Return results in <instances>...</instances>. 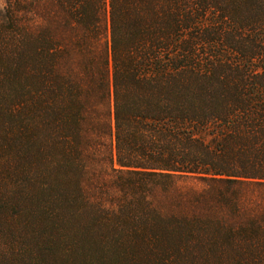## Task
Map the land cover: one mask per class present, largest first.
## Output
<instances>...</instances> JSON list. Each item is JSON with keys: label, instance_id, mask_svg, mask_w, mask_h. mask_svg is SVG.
Returning a JSON list of instances; mask_svg holds the SVG:
<instances>
[{"label": "trees", "instance_id": "1", "mask_svg": "<svg viewBox=\"0 0 264 264\" xmlns=\"http://www.w3.org/2000/svg\"><path fill=\"white\" fill-rule=\"evenodd\" d=\"M0 264H264V0H0Z\"/></svg>", "mask_w": 264, "mask_h": 264}, {"label": "rangeland", "instance_id": "2", "mask_svg": "<svg viewBox=\"0 0 264 264\" xmlns=\"http://www.w3.org/2000/svg\"><path fill=\"white\" fill-rule=\"evenodd\" d=\"M190 186H193V185H190ZM199 188H201L200 186H198V188L197 189H199Z\"/></svg>", "mask_w": 264, "mask_h": 264}]
</instances>
